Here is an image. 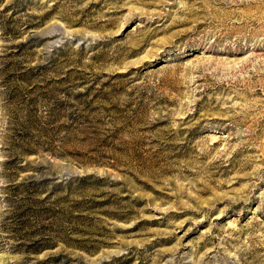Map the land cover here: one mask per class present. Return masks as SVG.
I'll list each match as a JSON object with an SVG mask.
<instances>
[{
    "label": "rangeland",
    "instance_id": "1",
    "mask_svg": "<svg viewBox=\"0 0 264 264\" xmlns=\"http://www.w3.org/2000/svg\"><path fill=\"white\" fill-rule=\"evenodd\" d=\"M0 264H264V0H0Z\"/></svg>",
    "mask_w": 264,
    "mask_h": 264
}]
</instances>
